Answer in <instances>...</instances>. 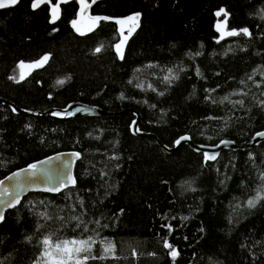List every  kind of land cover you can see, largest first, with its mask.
Segmentation results:
<instances>
[{
  "label": "trees",
  "instance_id": "1",
  "mask_svg": "<svg viewBox=\"0 0 264 264\" xmlns=\"http://www.w3.org/2000/svg\"><path fill=\"white\" fill-rule=\"evenodd\" d=\"M56 2L33 9V0H19L0 10V98L24 110L79 101L122 113L34 118L0 103V180L56 152L79 153L75 185L28 193L5 212L0 264H35L50 233L54 240L92 235L95 256L99 240L116 245L114 257L87 264H264V200L247 207L262 184L264 142L223 150L210 162L186 145L167 153L130 131L133 111L139 129L167 146L184 134L196 143L245 145L263 131L264 0L98 1L93 15L140 13L123 59L115 23L101 20L81 34L71 23L80 20L79 0L61 3L53 21ZM221 8L229 30L252 35L221 39ZM44 55L48 61L25 80L9 79L18 62ZM169 69L174 78L166 81ZM165 239L179 252L175 261Z\"/></svg>",
  "mask_w": 264,
  "mask_h": 264
},
{
  "label": "water",
  "instance_id": "2",
  "mask_svg": "<svg viewBox=\"0 0 264 264\" xmlns=\"http://www.w3.org/2000/svg\"><path fill=\"white\" fill-rule=\"evenodd\" d=\"M98 1H101V0H96V2ZM95 3H92V0H90L87 3L89 7H87L82 14H81V6H80L81 23L78 24L80 31L82 32L86 28L92 26V23L90 20L91 17L99 16V17L113 18L107 21H110L116 24L118 33L120 35V32H119L120 25H118L115 22V19L116 18L122 19L128 16L114 17V16H107V15H93L90 13V9ZM9 7H13V6H9ZM9 7H6V8H9ZM128 27H129V24H125L124 26L125 36H127L126 33L128 31ZM120 41H121V35H120V40L116 44L120 43ZM126 44H127V41L122 45L123 54H124ZM114 49L117 54L115 46H114ZM0 103L8 105L9 107H11L12 110L15 109V111H13L14 113L28 115L34 118H52V119L65 120V119H78V118H82L86 116H116L122 113V112L106 111V110L101 109L98 106L86 104V103L79 102V101L69 102L63 107H52L44 111L24 110L22 108L17 107L13 102L7 99H4V98H0ZM56 113H58V115ZM133 114L135 118L130 123L131 133L138 137L151 136L152 138L155 139L157 144H159L161 148L167 153H173L177 151L178 148L186 145L193 151L201 153L203 156L205 153L216 154L218 158V156L223 150L235 151V150L242 149L243 147L246 149H250L251 147L258 145L259 143L264 142V130H263V131L256 132L245 145L237 144L232 140H226V139L220 140L216 144H212V145L196 143L191 140L189 135L184 134V135H181L180 137H188V139L180 140V143L177 144L176 141L180 139V137H178L173 142L172 146H167L161 143L156 137V135L141 131L139 129L140 114L137 111H133ZM76 153L78 152L74 150L56 152L52 155H49L47 157H44L42 159H39L37 161L30 163L29 165H32V164L36 165L35 170L30 169L29 165H27V166H24L22 168H19L11 172L10 174H8L7 176H5L3 179L0 180V182H2L0 183V193H3V190L5 188L9 190L8 194L0 195V200L7 201L11 199L14 195H18L21 201L22 198L28 193L38 192V191L48 192V193H57V192L45 191L43 189L57 186L58 182L64 177H66L67 175H71L74 177L75 162L79 158L74 155ZM208 161L213 162L215 160H208ZM66 164L68 165L67 167L65 166ZM33 171L35 172V175H32ZM70 186H73V185L69 184L67 187H70ZM67 187L62 188L60 191H62L63 189ZM0 209H2L5 214L7 210H10L12 208H6L4 204L0 203Z\"/></svg>",
  "mask_w": 264,
  "mask_h": 264
},
{
  "label": "snow or ice",
  "instance_id": "3",
  "mask_svg": "<svg viewBox=\"0 0 264 264\" xmlns=\"http://www.w3.org/2000/svg\"><path fill=\"white\" fill-rule=\"evenodd\" d=\"M19 2V0H0V9L9 7V6H14ZM50 0H33L32 3V8L35 9L40 4L42 3H49ZM68 0H57V4L51 7V13H52V20L55 21L56 19L59 18V6L61 3H67ZM96 0H92V3H95ZM80 6H81V14L84 12V10L89 7L87 4L86 0H79ZM224 14V20L223 21H218L216 28L217 31L220 32V38L223 39L225 36H239V35H244V36H251L252 33L249 31L248 28H242L239 30H225L227 28V16L228 14L226 11L221 8L219 11H217L216 16H220L221 14ZM140 18V13H135L132 14L126 18H116L115 22L120 25V35H121V41L120 43L116 44V51L117 54L121 59H123V52H122V45L127 41L128 37L132 35V33L135 31L136 27L139 26ZM113 18L109 17H91V23L92 26H95L99 21L101 20H109ZM261 19H264V14L261 15ZM72 26L79 32L80 28L78 27V21L73 20ZM125 24H129L128 31H127V36L124 35V26ZM92 26L89 27V31L92 30ZM83 34V33H81ZM101 48L97 47L95 49V52H100ZM199 53H197L198 55ZM49 59L48 55H44L43 57L40 58V60H37L33 62L30 65H27V67L30 68H39L42 67ZM26 65L24 64L23 61H21L18 64V68L23 69ZM170 75L165 76L164 79L166 81H170L172 78H174L171 73L172 69L168 70ZM199 72V70H197ZM25 78V73L23 71L20 72L19 74V79H17L16 76H10L9 79H12L16 82H19L20 80H23ZM251 79V77H249ZM58 84H63V80H58ZM243 83V81H242ZM224 100H228V97H224ZM236 103L243 104V100L236 101ZM262 104H264V101H261ZM15 111V109H13ZM58 115V113H56ZM260 135V134H258ZM188 139V137H180L179 140L176 141L177 144L180 143V140ZM75 156L79 157V153L74 154ZM217 156L216 154H204V159L205 161L208 160H216ZM66 167L68 166L67 164L65 165ZM30 169L35 170L36 165L32 164L29 165ZM32 175H35V172L33 171ZM260 179L262 181V184L257 188L256 194L248 199L247 201V207L249 208H254L256 205L261 201L264 200V173L260 174ZM2 183V182H0ZM76 183V178L67 175L63 179H61L58 182V185L55 187H49L45 188L43 190L49 191V192H58L62 188L67 187L69 184L75 185ZM195 189H193L194 191ZM8 189L5 188L3 190V193H0V195H6L8 194ZM0 203L4 204L6 208H14L17 204L20 203V199L18 195H14L11 199L4 201L0 200ZM82 203V201H81ZM45 219H49L47 213H42L41 214ZM72 219H75L79 221L76 225L77 228H80L81 225L83 226V233H88L89 229L86 224L82 220H80V217H72ZM184 219H187V217H184ZM4 220V212L2 209H0V222ZM96 223H99L98 221ZM40 227H43V225H40ZM166 227L169 229V232L172 231L171 225H166ZM27 239L31 240V237H28ZM98 243L97 239H95L92 235H82L81 237H73L71 239H53V234H49L44 236L43 240L40 241V244L42 245V250L40 252V256L37 258L35 264H87L88 261L90 260H104L109 258L110 256L114 257L115 254V249L116 245L110 241L105 239L99 240V244L102 246V254L100 256H95L92 255V251L94 246ZM163 246L167 249H169V255L173 258V261H175V258L179 255V252L177 249L168 242L167 239L164 240ZM135 255V253H133Z\"/></svg>",
  "mask_w": 264,
  "mask_h": 264
},
{
  "label": "flooded vegetation",
  "instance_id": "4",
  "mask_svg": "<svg viewBox=\"0 0 264 264\" xmlns=\"http://www.w3.org/2000/svg\"><path fill=\"white\" fill-rule=\"evenodd\" d=\"M79 8H80V3H79ZM79 18H80V16H79ZM79 23H81V19L78 21V24ZM89 28V27H88ZM88 28H86V29H88ZM85 29V30H86ZM84 30V31H85ZM84 31H82V32H84ZM79 32H81V31H79ZM81 32V33H82ZM43 57V56H42ZM41 58V57H40ZM40 60V59H39ZM20 62H18V64H19ZM33 62H24V64L26 65L25 67H24V70H23V72L25 73V78L23 79V80H25L33 71H34V69H36V68H29V67H27V65H30V64H32ZM18 67H17V73L15 74V75H17L16 77L17 78H19V72H21V71H18Z\"/></svg>",
  "mask_w": 264,
  "mask_h": 264
},
{
  "label": "rangeland",
  "instance_id": "5",
  "mask_svg": "<svg viewBox=\"0 0 264 264\" xmlns=\"http://www.w3.org/2000/svg\"><path fill=\"white\" fill-rule=\"evenodd\" d=\"M220 16H222V17H220ZM220 16H219L220 18L217 20V22H218V21H223V20H224V14L222 13ZM217 17H218V16H217ZM217 22H216L215 25H217ZM216 29H217V28H216ZM225 30L227 31V30H229V29L226 28ZM218 33H219V35H220V32H218ZM34 62H35V61H34ZM29 68H30V67H29ZM23 70H24V68H23V69H20V68L18 69V71H23ZM19 74H20V72H19Z\"/></svg>",
  "mask_w": 264,
  "mask_h": 264
}]
</instances>
